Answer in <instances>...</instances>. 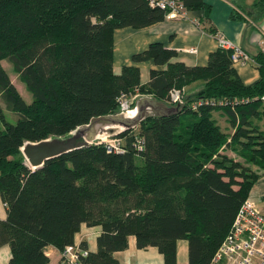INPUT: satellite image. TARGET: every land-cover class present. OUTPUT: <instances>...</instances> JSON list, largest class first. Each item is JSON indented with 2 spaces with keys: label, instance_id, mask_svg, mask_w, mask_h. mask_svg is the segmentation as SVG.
Here are the masks:
<instances>
[{
  "label": "trees",
  "instance_id": "obj_1",
  "mask_svg": "<svg viewBox=\"0 0 264 264\" xmlns=\"http://www.w3.org/2000/svg\"><path fill=\"white\" fill-rule=\"evenodd\" d=\"M184 9L210 5L182 0ZM251 14L264 13V0H254ZM166 10L149 0H0V196L7 206L0 219V243H8L10 264H46L45 246L62 248L73 241L81 223L101 225L97 248L87 264H119L116 250L134 235L136 245H154L164 264H177V240L188 241V264H211L230 231L236 214L249 197L260 173L221 151L232 146L247 161L264 168V52L255 56L261 76L246 84L234 66L231 48L212 51L207 64L171 61L176 51L152 42L132 54L134 61L153 58L166 64L152 68L140 82L139 66L112 67L113 31L121 26H145L164 18ZM234 17H243L234 9ZM31 93L26 101L1 59ZM203 80L204 86L170 111L140 113L117 134L126 150L107 151L103 143H87L30 168L21 146L30 140L64 136L78 125L99 122L97 116L118 111L117 96L137 88L141 94L167 99L170 87ZM246 98L233 109L202 104L199 99ZM226 109L235 132L229 135L213 115ZM188 113L182 119V115ZM134 128V129H133ZM136 128V129H135ZM135 136L143 149L133 145ZM83 245L86 244L83 242Z\"/></svg>",
  "mask_w": 264,
  "mask_h": 264
},
{
  "label": "crops",
  "instance_id": "obj_2",
  "mask_svg": "<svg viewBox=\"0 0 264 264\" xmlns=\"http://www.w3.org/2000/svg\"><path fill=\"white\" fill-rule=\"evenodd\" d=\"M210 5L205 22L212 23L219 30V35L228 38L233 43L240 45L251 56L248 62L234 63L240 76L246 84H254L261 76L260 69L256 64L255 56L261 52V41L264 39V13L251 14L254 0H204ZM238 9L243 17H234L233 10ZM204 8L186 9L184 15L172 16L165 14L164 18L145 26L134 27L130 25L116 27L113 31V58L112 67L115 73H120L125 64L139 66L140 82L146 83L150 79L152 68L164 69L166 64H159L154 59L147 58L134 61L132 54L148 47L152 42H160L164 47L174 49L176 54L171 61H183L188 65H204L209 61L210 53L221 45L219 36L210 33L202 27ZM194 48V51H189ZM204 86L203 80H194L185 86L186 96L193 95ZM136 112L126 116L134 117L140 113H155L170 111L173 105L165 98L155 99L152 95L140 94L135 99ZM225 109V108H224ZM226 110V109H225ZM214 113V110L212 111ZM214 117L223 126L230 119L227 111L215 112ZM220 119L221 121L219 122ZM255 120L264 122V116L258 115ZM107 123V121L105 122ZM239 123V122H238ZM232 123V133L237 125ZM109 124V123H108ZM263 124V123H262ZM106 125V124H104ZM111 125V123L109 124ZM94 132L100 131L104 126L99 121L93 124ZM264 128V124L261 125ZM227 145V144H226ZM225 153L224 150H221ZM260 177L255 182L250 192L258 206L264 211V168L259 166L256 170ZM7 206L0 196V219L6 218ZM101 231V225H87L81 223L75 232L73 241L85 243L89 251L97 248V236ZM177 264H188V241L185 238L177 240L176 245ZM45 254L49 260L46 264H60V248L52 244L45 246ZM115 257L119 264H164V256L154 245L138 247L134 235H129L128 244L125 248L116 250ZM11 250L8 243H0V264H10Z\"/></svg>",
  "mask_w": 264,
  "mask_h": 264
},
{
  "label": "built area",
  "instance_id": "obj_3",
  "mask_svg": "<svg viewBox=\"0 0 264 264\" xmlns=\"http://www.w3.org/2000/svg\"><path fill=\"white\" fill-rule=\"evenodd\" d=\"M149 3L152 6L165 9L166 14L172 16H182L186 10L182 0H149ZM217 36H219L222 46L233 50V63H244L251 59L250 54L240 45L233 43L226 37ZM189 51H194V48H189ZM261 51L264 52V39L261 41ZM140 94L137 88L133 91L120 92L117 96L118 111L130 108L135 104V99ZM166 97L169 102L177 106L184 105L187 98L185 88L176 86L168 89ZM260 99L264 104V93ZM243 101H247V99L199 98L190 104L191 108L195 110L202 104L225 105L228 103L232 105L233 109H236V104ZM124 141V136L114 134L88 140V143H103L107 151L123 152L126 150ZM133 145L137 149H143L142 138L135 136ZM226 146L224 144L221 150ZM88 254L87 246L72 241L60 249V264H87L84 258ZM211 264H264V211L252 197H247L242 203L230 231L215 251Z\"/></svg>",
  "mask_w": 264,
  "mask_h": 264
},
{
  "label": "water",
  "instance_id": "obj_4",
  "mask_svg": "<svg viewBox=\"0 0 264 264\" xmlns=\"http://www.w3.org/2000/svg\"><path fill=\"white\" fill-rule=\"evenodd\" d=\"M136 106V105H135ZM117 111L116 113L100 115L95 118L103 122V128L94 132L93 119L88 123L78 125L64 136L47 137L37 141H26L21 146V150L28 160L30 168H36L44 163L46 159L61 153L67 152L74 148L86 145L88 140L95 139L104 135H114L120 130L129 126L137 117L126 116V111ZM107 121V123H105ZM111 123V125L109 124ZM106 124V125H104ZM27 163V161H26Z\"/></svg>",
  "mask_w": 264,
  "mask_h": 264
},
{
  "label": "rangeland",
  "instance_id": "obj_5",
  "mask_svg": "<svg viewBox=\"0 0 264 264\" xmlns=\"http://www.w3.org/2000/svg\"><path fill=\"white\" fill-rule=\"evenodd\" d=\"M1 64L3 65V67L6 69V71L8 72L9 76H10V79L11 81L14 83V85L16 86V88L18 89V91L21 93V95L25 98L26 101H30L32 96H31V93L29 92V90L26 88L24 82L19 78L18 74L13 70L12 68V64L11 62L6 59V58H3L1 59ZM0 107L1 109L3 110V112L5 113V116L11 120V121H15L16 118H17V113L16 112H13V111H10L6 108L5 106V102L4 100L1 98L0 96ZM135 105L133 104L129 109L128 113H134L136 112V108H134ZM221 110L225 111L226 110L223 108V107H215L214 108V113L215 112H220ZM213 113V115H214ZM190 114L188 113H185L182 115V119L185 118V116H189ZM219 122L221 121L220 119H218ZM260 122V121H259ZM258 122V123H259ZM264 124V122H262ZM262 123H259L260 125H263ZM0 125L3 126L2 122H0ZM225 132L228 134V135H231L232 133V122L230 119H228V124L223 126ZM54 137V136H52ZM223 150L225 151L226 154L230 155L231 157H234L235 159H239L241 161H243L246 165H249L250 167H252L253 169L255 170H258L259 169V165L255 162H252V161H247L237 150H235L232 146H226L225 148H223ZM24 155V154H23ZM25 157V156H24ZM27 161V163L29 164L28 160H26L25 158V162ZM26 163V164H27ZM27 164V165H28Z\"/></svg>",
  "mask_w": 264,
  "mask_h": 264
},
{
  "label": "bare ground",
  "instance_id": "obj_6",
  "mask_svg": "<svg viewBox=\"0 0 264 264\" xmlns=\"http://www.w3.org/2000/svg\"><path fill=\"white\" fill-rule=\"evenodd\" d=\"M23 147V146H22Z\"/></svg>",
  "mask_w": 264,
  "mask_h": 264
}]
</instances>
